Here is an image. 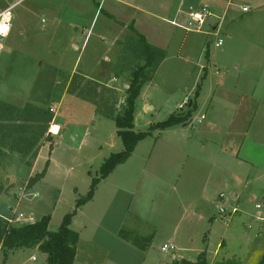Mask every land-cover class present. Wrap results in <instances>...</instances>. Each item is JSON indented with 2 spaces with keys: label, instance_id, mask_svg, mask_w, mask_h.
Masks as SVG:
<instances>
[{
  "label": "rangeland",
  "instance_id": "374dc122",
  "mask_svg": "<svg viewBox=\"0 0 264 264\" xmlns=\"http://www.w3.org/2000/svg\"><path fill=\"white\" fill-rule=\"evenodd\" d=\"M126 1L135 8V27L154 34L156 28L147 21L163 16L181 0ZM221 1L223 9L228 3L233 6L220 31L189 33L199 47L188 62L177 56L180 41L172 43L168 63L151 84H145L136 102V132H147L183 112L181 106L189 98L196 101L191 125L152 130L124 164L100 181L94 198L77 207L93 180L100 179L104 162L123 150L115 121L98 112L104 105L97 108L90 98L65 91L70 75L57 76V82L49 74L36 75L34 67L25 74L23 63L31 57L38 64L60 60L69 70L77 62L82 70L93 68L90 61L100 59V71L105 66L102 57L111 56L114 35L127 33L106 13L93 21L97 7L93 0H0V9L16 4L13 31L0 57V100L42 118L54 116L50 108L56 109L57 124L63 129L59 137L48 136L33 154H0V216L12 219L14 226L49 216V229L57 232L71 215L70 229L79 236L75 264H181L197 263L201 257L212 264L228 262L231 254L236 259L230 262L257 264L254 255L264 248V122H233L244 83L232 89L231 76L235 67L251 62L248 74L259 81L256 88L251 86L252 92L264 93V70L255 64L261 60L250 56L261 45L253 40L260 36L255 32L264 30V12L254 0ZM177 34L180 39L186 36L182 30ZM219 38L224 41L222 48L216 46ZM204 45L207 54L201 52ZM106 71L107 76H115L111 66ZM126 82L123 79L118 86V112L125 105ZM18 145L23 152L29 150ZM47 163L46 177L29 186ZM234 208L238 213L228 223L220 210ZM122 230L142 237L147 249L122 239ZM164 245L176 250L163 253ZM225 250L230 255L223 254ZM0 264H47V255L29 248L1 251Z\"/></svg>",
  "mask_w": 264,
  "mask_h": 264
},
{
  "label": "crops",
  "instance_id": "0c3cea01",
  "mask_svg": "<svg viewBox=\"0 0 264 264\" xmlns=\"http://www.w3.org/2000/svg\"><path fill=\"white\" fill-rule=\"evenodd\" d=\"M93 1L95 2V5L97 6L93 21L97 18L98 15L101 16L103 13H106V15H107V17H109V19L114 20L115 23H117L122 28L121 29L122 33H123V31H126V33H127L126 35L125 34L124 35L123 34L114 35L115 37H113V41H112L113 48H112L111 56L106 55V56L102 57L105 60V66H103V68L100 71H98V68L100 66V64L98 63V62H100V59H98V60H95L94 63H93V61H90V64H92L93 68H91V66H90V68L84 67V68H82V70H80V65L78 66L77 62H75V64L71 65L69 67V70H67V68L64 67V62H62L60 60H57L53 63H51V62L48 63V62L42 61V62H39V64H38L37 62H35L36 60L32 59V57H31V58H27V61L25 63H23V65H25V64L27 65V67L24 68L27 70H25L24 72H25V74L32 73L33 71L31 69H32V67H34L38 73L36 75L40 76V75L49 74L51 77H54L57 82L60 81V80H58L59 78H57V76L70 75L71 78L68 80L67 86L65 89V91H67L68 94H70L68 92V90L72 85V81H73L74 76L78 75L82 78V81H81L82 85H84L86 83V81H91V82H94V83L99 85L98 87L94 88L97 91H99V93H100V95L98 96V100L102 99V93L103 92H106V91L114 92V99H112L110 101V103H108L110 106H114V105L118 106L117 105L118 98H119L118 86H119V84L122 83L123 79L127 80V82L123 84V88L126 91L129 88V82L130 81L128 82V80H131V75H132V72L134 70V67L137 65L142 66L145 64V62H143V61L142 62L136 61L134 53H133V48L128 46V44L130 42L138 39L136 32L145 38V41L148 45H150L154 48H157V49H159L165 53L166 57H165L164 61L160 64L159 68L157 69V71H156V73H157L162 69V67H164L168 63V61H169L168 48L170 47V45L172 43H176V42L180 41V50H179L177 56L181 59H185L187 62L190 58L189 56H192V54H194L192 51L198 50L199 45H198L197 40L194 38L192 39L191 36L189 35V33H197V32H188L185 29H183L189 21V15L191 12L198 10L202 7H208L213 12H215L217 14V16L219 17V19L210 20L209 24H208V30L205 33L208 34L209 32H216V34H217L223 25L224 18L228 15V13L230 12V8L233 6L232 3H228L227 7H225L223 9V5H221V2H222L221 0H181L179 4L173 5L172 7H169V9H167L168 12H164L163 16H160V15L159 16H151L150 15L152 17L151 18L152 20H148L147 24L149 26L155 27L156 32L154 34H150V33L146 34L145 32L140 31V29H137L135 27V25H134L135 18H134V14H133L135 12V8L132 7L133 5H130V3L128 1H126V0H100V1L93 0ZM254 1L257 4V9L260 11L262 10L261 13L264 12V0H254ZM14 5H16V4H13L9 7H12ZM107 6H108V8H107ZM248 13L249 12H246L245 14H248ZM165 14H167V15H165ZM262 15H264V13H262ZM130 22H133V23L130 24ZM211 29H212V31H211ZM179 30H182L186 33V36L182 37V39H180L181 37L178 38L179 35L177 33ZM255 31H257V30H252L251 32L253 33ZM83 32H85V30H83ZM86 32H87V36H86V40H87L88 36L90 34V31H88L86 28ZM255 33H258L260 36H258V38H255L253 41H254L255 45H257V44H261V45L255 46V48L252 49L253 54H251L250 56L251 57L254 56L253 58L258 59V60L260 59L261 61L263 60V63H261V61H260V63H255V64H261V66H260L261 70H262V67L264 70V36L262 34V33H264V30H260V31L258 30ZM244 34H246V35L248 34L247 29H245ZM252 36H253V34H252ZM86 40H85V43L83 45V48L86 44ZM205 46L206 45L203 46V48L201 49V52L207 54L208 49ZM21 56H22L21 53L18 52V59L19 58L22 59L23 57H21ZM182 56H183V58H182ZM245 60H248V58L246 57ZM251 64L252 63L250 62V66H248V64H247L243 68H240L239 66L235 67L234 74L232 72L231 77H233V83H235L231 87L232 89L238 90L239 84L241 82L244 83L242 88L239 87V90L242 91V95H241L242 102L239 105V109H237L234 113L235 118H233V119L235 121H233V122H236L237 119H238V121H240L244 124H248L249 122H252V121L254 122L257 120H259V121L261 120L262 122H264V93L259 94V96H257L258 94H257L256 90H254L252 92L251 86L256 88L255 86L259 81L251 78L250 74H248V71H250L251 67L253 66ZM108 65L112 67L113 73L115 74V76H113V77H111L110 75L107 76V74H110V73L112 74L111 69H110L111 70L110 73H108V71L105 72L106 67H109ZM89 69H91V70L89 71ZM204 70H206V68H204ZM24 72H22V73L24 74ZM156 73L154 74V76L150 82H152L154 80ZM93 76H95V78H93ZM111 82L114 83V84H112L113 86L109 85ZM150 82H148L146 84H151ZM254 83H256V84L254 85ZM75 97H77V96H75ZM0 102H3V101L0 100ZM186 105H188V106H186ZM193 105L196 106V101H192L189 98L181 106V110H183V112H181L179 114H183L184 112H187L188 110H190V108ZM185 106H186V108H185ZM18 108H23V107H18ZM51 109L52 108H50V110ZM32 114H33V112H30L29 117L26 115V117L24 119V116H23V118L18 121V124L25 125V127L23 129H21L20 133L18 134V141L23 140V141H25L24 143H26V144L23 145L22 143H19V142H18V144L25 146L26 148H29V150L26 151V154H24L25 152L20 150L21 147L18 150L17 149H12V150L9 149L11 147V145H10L11 143L10 142L8 143V141H6V140H4V141L2 140V137H3L2 133H0V154H4V155L11 154V155H15V156H24V155H28V154H33L35 152L34 150H37V148L40 145L44 146V140L48 136L49 137H56V136L49 135L48 130H49V127H50L54 118H55V123L57 124V114H56V116L54 114V116H52V118H50V120L48 119L49 122H47V119L46 120L41 119V121H39V123L33 121L32 117H31ZM190 125L187 122V123L183 124V127H188ZM58 126H60V125H58ZM37 127L38 128L41 127L42 129L37 130ZM244 128H246V127H244ZM62 130L63 129L60 126V134L57 137L61 136ZM6 149H9V150L7 151ZM45 177H46V175H45ZM8 183H9V180H8ZM233 198L235 200L238 198L236 193H233ZM7 220L12 221V219H7ZM221 247H220V249H221ZM223 249H224V247L222 248V250ZM225 251L226 252H224L223 254H225L226 256H228L227 254L230 255L231 251H229V252L227 250H225ZM249 254L250 253L248 252L247 256ZM231 255H232V257L228 256V259H227V260H229L228 262H226L225 259H222V261L215 260L212 262V264L236 263V262H230V259H233L236 256L235 254H231ZM217 256H218V254H217ZM263 256H264V248L261 249L258 254L254 255V257L256 258V261L258 262L257 264H259L261 262ZM172 260H175L174 255L172 257ZM183 262H187V261H183ZM183 262H181V264H183ZM83 263L88 264L89 261L82 262V264ZM236 264H243V262L240 261V259H239V263H236Z\"/></svg>",
  "mask_w": 264,
  "mask_h": 264
},
{
  "label": "trees",
  "instance_id": "16d2710c",
  "mask_svg": "<svg viewBox=\"0 0 264 264\" xmlns=\"http://www.w3.org/2000/svg\"><path fill=\"white\" fill-rule=\"evenodd\" d=\"M138 39L133 40L128 44L133 48V53L136 61L145 62L144 65H137L131 75L129 82V88L125 91V105L121 112L117 111V106H110L108 103L114 99V92L106 91L102 93L101 103L98 105L99 91L94 89L99 85L86 81L84 85L81 84L82 78L75 75L72 81V85L68 92L76 96L88 97L90 101H93L97 108H104L98 112L108 118L115 121L117 127V135L121 139L123 150L117 154H112L101 167V177L98 180H93L91 188L87 196L77 203V207L91 201L94 198L96 188L101 180L106 179L117 166L124 164L134 153L136 147L140 142L145 140L151 135L152 130L160 129L167 130L177 125L185 124L191 120L192 111L194 106L183 114H173L165 121L152 126L147 132H136L134 130V114L136 110V102L140 96L143 86L150 82L159 68L160 64L164 61L166 55L163 51L148 45L145 38L136 32ZM81 89V90H80ZM92 92H94V97ZM104 94V95H103ZM30 116L25 112H21L18 108H15L4 102H0V133H2V140L8 139L12 144L10 149L18 150V142L24 143L25 141H18V134L25 125L18 124V121L25 116ZM33 121L39 123L41 119L49 122V116H40L39 113L33 112ZM49 119V120H48ZM42 128H38L37 130ZM21 141V142H20ZM26 154V152L24 153ZM48 163L46 168L40 173L35 175L29 181V186L34 185L46 175ZM71 215L66 217L64 223L61 225L57 232H52L49 229L51 218L49 216L43 217L35 223H29L20 226H14L9 220L0 216V252L9 253L11 251L20 250L23 248L39 249L42 253L47 255V264H75L78 257V251L76 244L79 241L77 233L70 229ZM128 233L122 230L120 236L125 241H128L132 245L147 249V246L142 245V237ZM129 234L131 236H129ZM148 241V240H147ZM183 264H207L206 260L201 259L197 263L183 262ZM236 264V263H229ZM259 264H264V256Z\"/></svg>",
  "mask_w": 264,
  "mask_h": 264
},
{
  "label": "built area",
  "instance_id": "2783aa9c",
  "mask_svg": "<svg viewBox=\"0 0 264 264\" xmlns=\"http://www.w3.org/2000/svg\"><path fill=\"white\" fill-rule=\"evenodd\" d=\"M14 8H15V5L12 7L5 8V9H0V13H4L6 10H9L11 12L10 20H4L3 17H0V23H9L10 22V24H11V29L7 33V35L6 36H0V45H2V47H0V57H1L3 49H4V41L10 36V34L13 30V19H14V12L13 11H14ZM242 11L244 13H246V12H249V9L247 7H245L242 9ZM212 19H219V17L217 16V14L215 12H213L208 7H202L200 9L195 10V11L190 13L189 21L183 29H185L188 32H202L204 30H205V32H207L209 21ZM211 31H212V29H211ZM223 45H224L223 39L219 38L217 43H216V46L218 48H222ZM50 112L54 113L55 116L57 114V110L53 109V108L50 110ZM203 119H204V117H201L198 122L201 123ZM48 133H49V135H52V136H58L60 134V126H58L55 123V118L53 119V121L49 127ZM34 196L38 197V194L34 195ZM220 198L223 199L224 196L221 195ZM260 208H261V206L258 205L257 209H260ZM220 213L223 214L224 217L226 218L227 222L230 223L233 220V217L238 213V209L234 208L231 212H226L225 209H221ZM30 220H33V218H30ZM9 221L11 222V220H9ZM175 250H176V248L174 246H169V245H164L161 248V251L163 253H169L170 251H175Z\"/></svg>",
  "mask_w": 264,
  "mask_h": 264
},
{
  "label": "clouds",
  "instance_id": "9594fccd",
  "mask_svg": "<svg viewBox=\"0 0 264 264\" xmlns=\"http://www.w3.org/2000/svg\"><path fill=\"white\" fill-rule=\"evenodd\" d=\"M19 2V0H18ZM0 17H3L4 20H10L11 12L6 10L4 13H0ZM11 29V24L9 23H0V36H6ZM2 47V45H0Z\"/></svg>",
  "mask_w": 264,
  "mask_h": 264
}]
</instances>
